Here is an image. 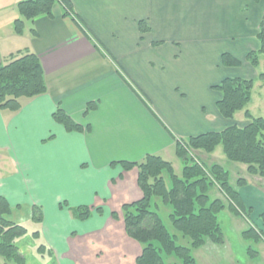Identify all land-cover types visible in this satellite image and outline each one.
<instances>
[{"label":"crops","instance_id":"0c3cea01","mask_svg":"<svg viewBox=\"0 0 264 264\" xmlns=\"http://www.w3.org/2000/svg\"><path fill=\"white\" fill-rule=\"evenodd\" d=\"M19 1H0V64L19 51L35 53L47 91L23 99L16 112L0 109V195L12 207L11 216L20 210L30 216L32 205L41 207L38 238L57 264H96L90 241L106 255L104 264L129 262L125 253L135 261L138 243L111 212L141 198L137 169L111 163L158 155L174 171L177 163L180 175L175 139L247 123L219 114L221 93L213 86L226 77L260 74L254 71L259 64L253 67L245 57L258 48L264 0H69L75 19L57 4L51 17L27 20L17 34ZM140 21L148 31H140ZM223 53L241 64L222 65ZM88 103L95 107L85 113ZM57 108L89 129L66 131L52 118ZM215 150L199 151L202 162L228 171L248 216L264 229V177L249 175L246 165ZM240 177L246 184H236ZM80 205L94 207L87 220L72 215L71 208ZM224 216L246 240V227L236 224L241 216L229 210Z\"/></svg>","mask_w":264,"mask_h":264},{"label":"trees","instance_id":"16d2710c","mask_svg":"<svg viewBox=\"0 0 264 264\" xmlns=\"http://www.w3.org/2000/svg\"><path fill=\"white\" fill-rule=\"evenodd\" d=\"M57 4L63 6L64 16L69 15L75 19L69 0H20L16 4L19 16L13 21L14 32L22 34L25 21L39 15L51 17ZM79 26L85 36L89 37ZM139 28L141 32L148 31L143 21L139 22ZM256 38L258 48L248 52L245 57L253 67L259 64L260 55H264V14ZM221 64L236 67L241 61L229 53H223ZM256 80H264V73H260L257 79L226 77L213 86L221 93L216 107L223 118L232 119L247 106ZM46 91L41 62L35 53L19 51L8 62L0 64V109L16 112L21 108L23 99L42 95ZM94 107L95 103H88L85 113ZM244 117L247 123L243 126L232 124L219 131L175 139L176 153L183 165L180 175L175 173L170 161L158 155H146L139 162L111 163L120 165L126 171L137 169L141 198L123 203L119 211L111 212L113 219H122L125 234L141 245L135 264H199L193 255L194 249L203 247L208 241L217 244L223 241V229L219 222V214L223 210L228 209L242 217L248 216L249 212L245 211L238 192L230 184L228 171L218 163L207 166L199 156V151L209 154L221 146L227 161L246 165L249 175L264 177V118L254 117L247 109L244 110ZM52 118L68 132L89 129L88 126L76 123L61 108L53 112ZM236 184L242 186L246 180L240 177ZM214 186L227 198L228 205L212 196L210 192ZM160 204L166 207L171 226L180 235L171 233L164 224L158 213ZM93 210V206L87 205L71 208L72 215L81 221L87 220ZM11 212L8 200L0 195V257L4 259V264H25L17 240L27 233V229L11 218ZM96 212L101 213L100 207ZM259 217L264 224V213ZM30 218L40 223L41 207L32 205ZM32 235L39 237L37 230ZM242 235L246 240L260 241L259 231L254 226H248ZM179 236L187 238L188 244L179 243ZM38 250L45 251L44 245L40 244ZM247 255L253 258L257 256V250L248 246Z\"/></svg>","mask_w":264,"mask_h":264},{"label":"rangeland","instance_id":"374dc122","mask_svg":"<svg viewBox=\"0 0 264 264\" xmlns=\"http://www.w3.org/2000/svg\"><path fill=\"white\" fill-rule=\"evenodd\" d=\"M259 58H260L259 66L254 71L255 73L256 72L264 73V64H263L264 55H260ZM246 109L254 117L264 118V80H256L251 92V100L243 110L235 114L236 116L234 117L236 121L240 122L245 120L243 113L244 110ZM214 155L216 156L220 155L225 157L221 146H217ZM238 164L243 165L240 163ZM174 166L176 173L179 174L180 173L179 165L177 163H174ZM237 171L239 173L240 169H238ZM210 193L212 194V196L223 200L225 205H228L227 198L224 196V194L220 191V189L217 186H214ZM227 211L228 209H225V211L219 214V222L223 228L225 235V237H223V241L218 244L208 241L203 247L194 249L193 255L195 256L197 262L199 264H252L253 261H260V264H264V252L262 253V250H261L262 254H260L259 259H257V256H254L253 258H249L247 255V246H250L256 250L258 248L264 247V229L260 227L259 225L260 222L258 221L255 222L254 219L250 218L251 216H247V217L241 216L240 220L238 219L239 223L236 222V224H240L241 227H246L245 229H247L248 226H252V227L254 226L259 231V236H260L259 238L260 241L258 240L257 242H253L250 240H242L240 239L239 232H237L238 228L234 227V229L237 232L235 234V232L230 227H228L230 223H232V225L235 226V222L229 219V217L228 219L225 218L224 215ZM23 212L24 210H20L19 212H14L11 218L23 224L27 229V233L23 237L17 240L19 251L25 257V264H57L52 253L51 252L49 253L48 249H46L45 251L38 250L40 244L39 238L38 237L36 238L32 235L33 231L38 228L37 223H35L27 214H23ZM158 213L162 218L166 227L169 229V231L171 233H177L171 226V223L167 217L166 207H164L163 205L159 206ZM244 224L246 226H244ZM177 235L180 234L177 233ZM178 242L187 245L188 239L179 236ZM96 246H97L96 243L90 241L89 248L91 249L93 256H95L92 258L96 261V264H104L103 260L106 255L99 254L98 252H96V250H98V247ZM137 247H138L137 250L140 252L141 245L138 244ZM230 250L232 255L229 257L227 256L226 251H230ZM99 255L101 256L99 257ZM122 257L129 260V262L124 260L125 262L124 263L122 262V264H134V260L132 259L133 257H129L126 253L122 254ZM93 259H89V260H93ZM4 263H5L4 259L0 257V264H4ZM8 264H15V263L10 262ZM90 264H94V262H90Z\"/></svg>","mask_w":264,"mask_h":264}]
</instances>
